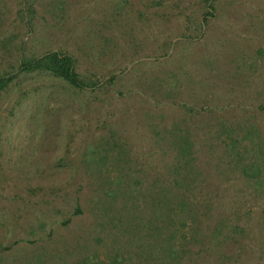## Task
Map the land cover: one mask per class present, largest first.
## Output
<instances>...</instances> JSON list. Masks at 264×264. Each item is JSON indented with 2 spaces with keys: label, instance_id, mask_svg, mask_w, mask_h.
Here are the masks:
<instances>
[{
  "label": "rangeland",
  "instance_id": "obj_1",
  "mask_svg": "<svg viewBox=\"0 0 264 264\" xmlns=\"http://www.w3.org/2000/svg\"><path fill=\"white\" fill-rule=\"evenodd\" d=\"M51 51L93 84L0 93V264H264V0H0V74Z\"/></svg>",
  "mask_w": 264,
  "mask_h": 264
},
{
  "label": "trees",
  "instance_id": "obj_2",
  "mask_svg": "<svg viewBox=\"0 0 264 264\" xmlns=\"http://www.w3.org/2000/svg\"><path fill=\"white\" fill-rule=\"evenodd\" d=\"M24 11L29 14L30 7L27 6L26 8H24ZM208 13L211 12L208 11ZM45 71L63 78L73 87L78 89L86 88L93 84L81 78L80 74L76 70V61L72 55L58 51H51L39 57L23 55L17 69L0 74V93L7 87H9L12 81L16 79L20 74ZM111 79H114V77H111ZM251 133L252 132H248V134ZM243 138H247V134H245V136H242V140ZM235 142L237 143L238 141L235 140L233 144H235ZM107 158L108 156L106 155L101 156L102 160H106ZM251 167L252 165H250L249 167L246 166V173L249 172ZM261 171V168L256 164V168L254 169V171L250 172V175L258 178Z\"/></svg>",
  "mask_w": 264,
  "mask_h": 264
}]
</instances>
